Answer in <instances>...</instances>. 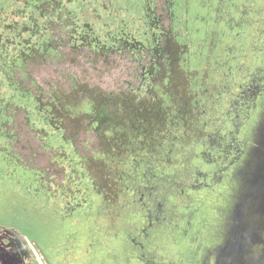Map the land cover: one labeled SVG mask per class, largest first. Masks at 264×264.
<instances>
[{
  "label": "flooded vegetation",
  "instance_id": "af4514ba",
  "mask_svg": "<svg viewBox=\"0 0 264 264\" xmlns=\"http://www.w3.org/2000/svg\"><path fill=\"white\" fill-rule=\"evenodd\" d=\"M264 264V0H0V264Z\"/></svg>",
  "mask_w": 264,
  "mask_h": 264
},
{
  "label": "water",
  "instance_id": "95a60500",
  "mask_svg": "<svg viewBox=\"0 0 264 264\" xmlns=\"http://www.w3.org/2000/svg\"><path fill=\"white\" fill-rule=\"evenodd\" d=\"M35 256H36L37 263L38 264H42L41 261H40V259L38 258V256L36 254H35Z\"/></svg>",
  "mask_w": 264,
  "mask_h": 264
}]
</instances>
